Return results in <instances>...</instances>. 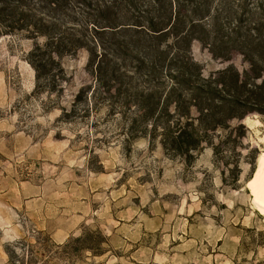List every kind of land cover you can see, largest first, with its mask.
<instances>
[{
	"label": "rangeland",
	"instance_id": "rangeland-1",
	"mask_svg": "<svg viewBox=\"0 0 264 264\" xmlns=\"http://www.w3.org/2000/svg\"><path fill=\"white\" fill-rule=\"evenodd\" d=\"M87 1L70 2L78 27L92 23L98 5H112L111 17L130 7L126 0ZM237 1L253 6L259 0H231ZM31 48L19 34L0 39V264H9L8 248L38 258L33 264H264V217L247 189L264 151L263 115L249 113L231 121L232 130L210 132L188 157L166 151L159 138L125 144L109 130L111 119L96 118L104 117V109L96 117L62 118V109L69 110L78 89L90 82L86 49L61 60L63 89L48 95L35 93L25 61ZM172 56L175 67L187 60L183 47L169 49L157 76L162 97L168 73H176L169 71ZM190 56L205 78L229 65L247 69L240 57L213 59L197 41ZM115 62L127 70L135 65L130 57ZM190 73L194 79L196 72ZM128 86L150 88L136 76ZM182 93L190 95L186 88ZM83 236L86 242L71 243ZM26 258L15 264H28Z\"/></svg>",
	"mask_w": 264,
	"mask_h": 264
},
{
	"label": "trees",
	"instance_id": "trees-1",
	"mask_svg": "<svg viewBox=\"0 0 264 264\" xmlns=\"http://www.w3.org/2000/svg\"><path fill=\"white\" fill-rule=\"evenodd\" d=\"M126 1L130 7L123 5L127 13L122 17H111L112 5L102 4L96 7L92 23L78 27L69 8L71 0H0V39L19 34L32 42L25 61L34 73L37 94L60 92L66 78L61 60L86 49L85 71L90 82L78 89L69 110L62 109V118L70 120L91 113L96 117L104 109V117L96 118L104 122L111 119L114 127L109 130L122 135L125 144L137 138L147 137L150 142L159 138L166 151L188 157L208 142L210 132L232 130L229 123L249 113L264 116V0L253 6L231 0H217L215 5L213 0ZM81 3L89 5L87 0ZM112 18L123 19V23L112 26ZM194 41L215 60L240 57L247 69L239 72L229 65L203 77L201 66L190 56ZM172 47H183L187 60L175 67V58L171 57L169 71L175 68L176 73H168L170 85L162 97L157 87L163 83L157 76ZM122 57L135 62L131 70L115 62ZM190 69L196 72L194 79ZM135 76L143 77L150 88L131 89L128 84ZM185 88L190 92L188 97L182 93ZM243 107L247 110L239 114L237 110ZM213 149L216 151V147ZM80 242H86L85 236L71 243ZM37 244L42 246L44 242ZM69 245L60 248L66 251ZM6 254L9 264L26 258L9 248ZM26 259L28 264L39 260Z\"/></svg>",
	"mask_w": 264,
	"mask_h": 264
},
{
	"label": "bare ground",
	"instance_id": "bare-ground-1",
	"mask_svg": "<svg viewBox=\"0 0 264 264\" xmlns=\"http://www.w3.org/2000/svg\"><path fill=\"white\" fill-rule=\"evenodd\" d=\"M249 119L246 120L248 123ZM247 189L251 197V205L264 217V151L257 157L256 166L250 180L247 183Z\"/></svg>",
	"mask_w": 264,
	"mask_h": 264
}]
</instances>
